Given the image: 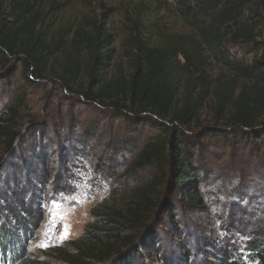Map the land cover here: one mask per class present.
<instances>
[{
    "label": "trees",
    "instance_id": "obj_1",
    "mask_svg": "<svg viewBox=\"0 0 264 264\" xmlns=\"http://www.w3.org/2000/svg\"><path fill=\"white\" fill-rule=\"evenodd\" d=\"M77 1L0 0V65L22 61L26 79L51 81L81 104L152 126L157 134L145 140L127 177L148 168L153 174L127 195L112 191L92 210L83 236L44 250L50 261L40 260L26 243L42 228L45 199L70 193L71 174L60 169L55 181L53 162L38 150L22 161H31L27 168L16 165L19 99L0 118V177L15 174L2 180L0 264H264V187L254 199L262 210L246 215L251 227L235 225L209 210L197 166L218 145H240L264 160V0H172L190 33L155 46L130 18L127 62L116 66L105 21L112 10L102 0L79 1L100 3L105 17L53 29Z\"/></svg>",
    "mask_w": 264,
    "mask_h": 264
},
{
    "label": "rangeland",
    "instance_id": "obj_2",
    "mask_svg": "<svg viewBox=\"0 0 264 264\" xmlns=\"http://www.w3.org/2000/svg\"><path fill=\"white\" fill-rule=\"evenodd\" d=\"M102 1L112 10L105 20L114 34L112 65H125L127 62V44L132 35L130 18L140 21L141 32L152 46L160 44L165 36L190 33L189 28L172 11V0ZM103 11L98 2L88 7L78 0L56 19L53 29L76 23L86 15L103 17ZM21 62L11 59L4 69V65H0V118L8 117L9 108L19 99L22 100L18 116L20 121L18 119L16 122H19L23 133L19 143L21 151L18 153L23 159L20 158V163L16 165L25 168L26 163L22 161L35 154L30 150H38L48 159V164L53 162L50 173L53 177L60 169L68 170L71 174L65 180L66 187H71L70 193L51 194L49 200L45 199L42 228L26 243L29 253L45 260L47 256L44 250L83 236L86 227L93 221L92 210L112 191L117 190V195L124 196L151 178V168L128 177L127 174L145 140L156 136L157 131L146 124L134 125L132 120L117 112L81 104L51 81L33 82L26 79ZM113 70L115 68L111 67L109 71ZM211 71L217 74L221 67L213 64ZM202 142H206V138ZM219 146L212 148L210 153L204 150L206 153L202 163L197 162L203 172L204 200L209 210L221 219L251 227L246 220L253 212L262 210L254 199L261 196L263 191L264 160L240 145L232 148ZM4 150L0 149V159L5 155ZM69 158L72 161L70 164ZM30 163L28 160L27 166ZM3 175L5 173L0 177V196L5 186ZM14 175L10 172L5 178L10 181ZM9 251L11 254L15 252L14 249ZM46 260L50 261L48 258Z\"/></svg>",
    "mask_w": 264,
    "mask_h": 264
},
{
    "label": "snow or ice",
    "instance_id": "obj_3",
    "mask_svg": "<svg viewBox=\"0 0 264 264\" xmlns=\"http://www.w3.org/2000/svg\"><path fill=\"white\" fill-rule=\"evenodd\" d=\"M65 235H66V233H65ZM42 246H46V245H42Z\"/></svg>",
    "mask_w": 264,
    "mask_h": 264
}]
</instances>
